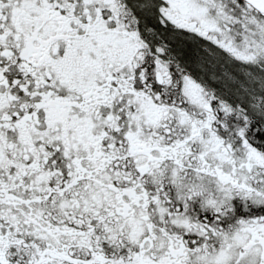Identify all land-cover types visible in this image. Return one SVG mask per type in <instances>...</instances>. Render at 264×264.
<instances>
[{"label": "snow or ice", "instance_id": "6c2138e0", "mask_svg": "<svg viewBox=\"0 0 264 264\" xmlns=\"http://www.w3.org/2000/svg\"><path fill=\"white\" fill-rule=\"evenodd\" d=\"M0 264H264V0H0Z\"/></svg>", "mask_w": 264, "mask_h": 264}]
</instances>
